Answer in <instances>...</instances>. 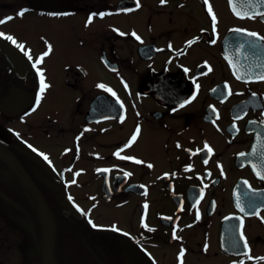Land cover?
<instances>
[{
	"label": "flooded vegetation",
	"instance_id": "1",
	"mask_svg": "<svg viewBox=\"0 0 264 264\" xmlns=\"http://www.w3.org/2000/svg\"><path fill=\"white\" fill-rule=\"evenodd\" d=\"M0 21V264H264V0Z\"/></svg>",
	"mask_w": 264,
	"mask_h": 264
},
{
	"label": "snow or ice",
	"instance_id": "2",
	"mask_svg": "<svg viewBox=\"0 0 264 264\" xmlns=\"http://www.w3.org/2000/svg\"><path fill=\"white\" fill-rule=\"evenodd\" d=\"M165 2H166V0H162V3H165ZM205 3L207 4V3H208V0H205ZM233 10L235 11V8H234ZM26 11H27V10H22V11H20V12L18 13V15L22 17V16L25 14ZM208 11H209V13H210L211 16H212V20H213V22L215 23V22H216V16H215V13H214L213 10H212L211 5H208ZM237 14L239 15V13H237ZM94 15H95V14H94ZM101 15H103V14H101ZM7 19H8V20H11V19H13V17H8ZM0 23H2V21H0ZM89 23H91V17L89 18ZM234 31H243V30L236 29V30H234ZM121 35H124V33H121ZM133 35L136 36L135 33H133ZM247 35H249V36H251V37H258V34H257V33H254V32H248ZM0 36H4V34H3V33H0ZM258 38H259L260 40H264V36H259ZM7 39L11 40L14 44L17 43V42L15 41V39H14L13 37H11V36H8ZM136 39L139 40L140 37H139V36H136ZM190 43H191V42H190ZM17 47H19L21 50H24V45H22V44H17ZM51 51H52V46L49 44V45H48V51L45 52L41 57H39V60L42 61V60L44 59L45 56H47V55L50 54ZM29 58H31V57H29ZM260 79H264V76H261ZM41 84H42V88H41V90L43 91V89H44L45 87H47V85L44 83V80H43V73H42V72H41ZM99 87H102V88H103L104 85H99ZM193 99H195V97H193ZM139 133H140V128L137 127V129H136V133L131 137V140H130L128 146H130L131 143L134 142V141L137 139V136L139 135ZM206 148L208 149V152H209V153L212 152V149H211L210 147H208L207 145H206ZM41 155H44V154L41 153ZM116 155L119 156V153H116ZM241 155H244V154H241ZM44 158H45L46 160L48 159L47 156H44ZM121 158H122V159H133V158H131V157H121ZM136 163H143V162H142V161H139V160H136ZM205 163H207V160H205ZM148 167H152V165H148ZM261 178H264V176H262ZM145 207H147V205H145ZM241 211H243V209H241ZM93 226L95 227V225H93ZM145 227H147V225H145ZM241 227H243L242 224H241ZM241 238H242L243 241H244V247H245V248H248V241H247L246 238H244L243 232H241ZM182 257H183V251L181 252V258H182ZM249 259H253V258H252L251 256H249ZM260 259H264V258H260ZM181 264H182V261H181Z\"/></svg>",
	"mask_w": 264,
	"mask_h": 264
},
{
	"label": "bare ground",
	"instance_id": "3",
	"mask_svg": "<svg viewBox=\"0 0 264 264\" xmlns=\"http://www.w3.org/2000/svg\"><path fill=\"white\" fill-rule=\"evenodd\" d=\"M66 206L69 207V208H71V209L75 207L74 203H72V204L66 203Z\"/></svg>",
	"mask_w": 264,
	"mask_h": 264
},
{
	"label": "water",
	"instance_id": "4",
	"mask_svg": "<svg viewBox=\"0 0 264 264\" xmlns=\"http://www.w3.org/2000/svg\"><path fill=\"white\" fill-rule=\"evenodd\" d=\"M43 203H45V202H43Z\"/></svg>",
	"mask_w": 264,
	"mask_h": 264
}]
</instances>
